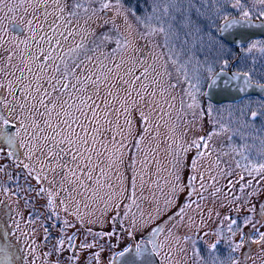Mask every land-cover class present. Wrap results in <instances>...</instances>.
Segmentation results:
<instances>
[{"label": "snow or ice", "instance_id": "obj_1", "mask_svg": "<svg viewBox=\"0 0 264 264\" xmlns=\"http://www.w3.org/2000/svg\"><path fill=\"white\" fill-rule=\"evenodd\" d=\"M0 264H264V0H0Z\"/></svg>", "mask_w": 264, "mask_h": 264}]
</instances>
